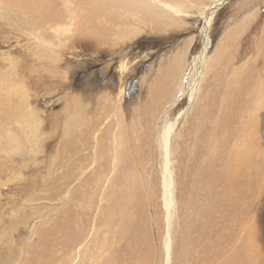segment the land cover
Wrapping results in <instances>:
<instances>
[{
	"label": "rangeland",
	"instance_id": "1",
	"mask_svg": "<svg viewBox=\"0 0 264 264\" xmlns=\"http://www.w3.org/2000/svg\"><path fill=\"white\" fill-rule=\"evenodd\" d=\"M58 2L61 12L76 8L66 0ZM182 5V12L189 9L191 13L152 23L126 22L140 28L131 37L140 40L124 45L129 41L125 38L112 46L100 45L95 36L77 30L82 22L69 13L54 19L31 18L0 0V264H111L113 251L123 247L124 258V245L131 243L130 234H123L130 217L135 222L132 240L146 254L145 264H220L225 248H217L223 247V241H228L227 254L240 245L238 253L251 233L257 254L255 259L247 257L264 264V104H260L264 50L259 45L264 34V0H221L210 25L209 56L224 45L229 31L245 27L238 58L224 63L227 71L221 83L216 72L204 74L193 106L185 93L176 104H165L153 121L147 105L152 104L150 94L158 72L172 68L169 60L184 52L187 44L185 68L189 69L202 48L197 3L182 0ZM129 15L122 12L118 18ZM113 27L116 32L118 25ZM234 70L242 71L241 82L231 79ZM122 71L125 84L120 92ZM186 76L179 79L181 84ZM228 81L230 93L221 98L222 85ZM171 84L167 89L164 84L163 94L166 89L169 96L166 93L160 103L177 93L169 91ZM165 108H169L167 124L185 110L171 134L175 176L171 215L165 210L162 191ZM252 113L258 115L256 171L260 175L255 190L241 202L236 227L222 222V212L212 207L216 200L207 194H221L214 193L199 174L205 158L201 151L206 148L193 147V139L223 115L227 134L237 137L250 128ZM76 116L81 123L74 126L70 120ZM199 121L202 127L195 126ZM123 149L130 166L120 160ZM209 155L212 160L220 153L215 149ZM129 169L131 174L124 176ZM117 190L125 198L118 199L115 208L110 201ZM207 206L212 207L211 213L201 212ZM111 209H116L114 216ZM110 224L117 227L116 233ZM202 247L208 259L201 255L199 263L195 255Z\"/></svg>",
	"mask_w": 264,
	"mask_h": 264
},
{
	"label": "bare ground",
	"instance_id": "2",
	"mask_svg": "<svg viewBox=\"0 0 264 264\" xmlns=\"http://www.w3.org/2000/svg\"><path fill=\"white\" fill-rule=\"evenodd\" d=\"M6 1L13 7V9L16 8L17 10H19V13H22L24 15H29L31 18H43V19L52 18L54 19L63 14L69 13L70 17H75V20L78 19L82 22L77 28V30L81 32L85 31L91 34L92 36H95L98 39L97 41H99L100 45L101 44L102 45L111 44L112 46H115L117 42H122L123 40H125V38L129 39V41L126 43H123L124 45H126L127 43L135 45L137 44L136 40H140V38L139 39L134 38L135 40L131 39L132 35L134 34L136 35L137 33H139L140 28L137 26L129 25L128 23L126 25L125 23L128 21H132V22L138 21L140 23H146V22L152 23L158 20L163 21V19L165 18H167V20H170L169 16L171 15L181 14V13H184V14L191 13L189 9L184 10L182 12V9H183L182 0H66L76 5V8H73V9L71 8L68 12L63 11L64 13L58 9V4L60 3L58 2L59 0H6ZM61 1L65 2V0H61ZM222 1H227V0H222ZM195 2L197 3L196 12L198 13L199 17L202 18V24H201L202 26L200 29V35L202 36V48L193 57V60L190 63L189 69L188 67L187 69L185 68L187 49L189 45L187 44L182 49L184 52H182L181 54L180 52H177V54H174V56H172L171 59L169 60V62H171L172 68L168 70L162 67V69L158 72L159 78L157 79V82L155 86L152 88L151 94H150V101L151 100L153 101H152V104L147 105L149 106L147 107V111L149 114L148 118L149 119L152 118L153 121L163 111L165 104H168V103L173 104V105L176 104V102L179 101L181 97L185 95V93L188 94L189 106H193L194 101L197 99L200 79L201 78L204 79L203 78L204 74L208 75L214 71L216 72L217 79L219 81L221 80V75L225 74L224 70L227 71V68L224 69V66L226 65L224 63L227 61H234L238 58L236 53L239 50V45H240L239 42L242 38L241 34L247 32V31L244 32L245 27H237L235 30L229 31V33L225 37V40L223 41L224 45H220L217 48L216 52L212 56H209V50L212 44L210 25L213 20L215 12L221 3V0H195ZM160 10H162V12ZM168 11H171V12H168ZM122 12L126 14H131V15H129L125 19H119L118 17H121ZM245 21H247V19ZM113 25H118V28H117L118 30L116 32H114L116 29L115 27H113ZM111 35H113L115 39L112 40ZM259 45L261 46L262 50H264V34L259 41ZM259 53H260V49H259ZM239 71H235V70L233 71L232 76H231V79L234 78L233 81L241 82L243 80L242 73H240L242 71L240 72ZM263 74H261L262 78L264 76ZM185 75H187L186 79L181 84L179 82V79ZM119 77H120V87L119 88L121 89L120 92H123V87L125 84L124 71H122L119 74ZM171 83L173 84V86H172V89L169 91H171L174 94L176 92L177 93L175 95L171 93L174 96V98L173 99L171 98L172 100H170L169 102L166 99V103L164 101L160 103L163 97L165 98V96L167 95L166 93L168 92H166V89H167L168 84L170 85ZM228 83L229 81L222 85L224 86V90H223V94L221 98H225L230 93V88L228 87ZM164 84L166 86V89L163 94ZM174 90H177V91L174 92ZM218 93H220V91H218ZM260 94L262 95V99H263V101H260V104L261 103L264 104V85L263 83H262V88L260 90ZM168 96H169V93H168ZM262 106L263 105H261L260 108ZM165 109L166 111L164 112L163 116H164V121L166 122V124L163 125V131H162V138H163L162 150H163V154L165 158V166L163 169V176H162V179H163L162 180V191H163V199L165 203L164 204L165 210L167 209V211L169 212V215H171L173 213L171 212L172 207L175 205V197H174V188H175L174 178L175 176L173 173L174 166L172 167V159H171V154H172V149H173L171 148V146L173 145L171 134H172V131L175 129L180 118L184 115L185 110L181 113L179 111L177 113L176 120L171 122V124H167L168 122L167 116L169 114V108L168 109L165 108ZM201 117L204 118V115H202ZM162 120H160V122ZM72 121H74L73 122L74 126H77L81 123V119L77 116L75 119L72 117L70 122ZM200 122L201 121H199L197 125L195 124V126L202 127L201 125L203 124L200 125ZM69 127H71V125ZM258 128H259L258 115L257 114L255 115L252 113V116L250 119V128L248 129L244 128L241 131V134L237 137H235V134L234 136L229 135L227 134L229 130L227 120H226L225 115H223L220 120L216 119L214 121L212 127L210 123L207 125L205 131L202 132V129L198 131V133L196 134L197 139L196 140L193 139V147L196 145L197 146L205 145V148H206V150L204 149L202 150L203 147L200 149V151L202 150L201 152L203 153V156H205V158H204L203 167L201 168L199 174L203 177H206V179L208 180L207 183L209 182L211 184L212 191L214 193L221 194V195L210 194L209 190H207L208 186H206L205 184L204 190H206L209 193L207 195L210 198H213L216 200V204H213L212 207H216L222 212V215L220 217L222 222H232L236 225V227L240 226V222H238V219H237V212H238V209L241 208L240 207L241 202H243L245 200V197H248L255 190L254 188L257 186V180H258L257 176L260 175L259 174L260 171L258 172L256 171L259 165V142L260 140L258 137ZM189 134H191V132H189L187 135ZM197 140H199V142ZM215 149L218 153H220V155L218 158H214L210 160L211 156L209 155V151H210V154H214ZM191 152L193 153V151ZM120 158H121L120 160L124 159L127 166L131 165V159L127 156V152L125 149H123L122 156ZM197 162L199 161L197 160ZM207 162H214V164H218V163L219 164L214 165L213 163H207ZM200 164H201V161H200ZM215 166L218 168L215 169ZM129 174H131L130 169L123 173L124 176L129 175ZM128 186L129 184L127 186H124L123 189H127ZM117 193H118L117 196L113 194L114 198H111V201H110L111 203H113L112 205H114L115 208L116 206L114 203L116 201H119L118 199L120 198L121 199L125 198L122 191L117 190ZM138 200L139 199H137V201ZM212 207L209 206L208 208L207 206L208 209L206 210L202 208L203 211L201 212L211 213ZM115 211L116 209H111L109 212L111 215H113ZM230 215H232V220L229 219ZM116 220L117 219L115 218L114 221ZM133 220H134V217H130L129 220L126 221V225H125L126 229L125 231H123L124 235L130 234L131 240H132V237H135L132 234L135 228V222H133ZM114 221L111 223H114ZM122 223L125 224V220ZM123 225L122 227L120 226L122 230L124 228ZM170 226L171 225L169 223L168 232H170ZM116 228L117 227L112 228L114 230V233H116V230H115ZM136 230L138 231V228ZM220 230H222L221 226L219 227L218 231ZM251 234L249 235L247 234L248 235L247 236L248 239L246 240L247 245H245L241 251H238V253H236V249H238L240 245L236 246L235 252L227 254L228 241H223V247L217 248L218 250H222L223 248H225V250L222 251V261L220 264H255L251 261V259L247 257V255H251L255 259L256 254H257V249L254 244V237ZM130 236H128V238ZM167 237H168V241L166 243L167 244V254L169 255L171 241L169 238L170 236L168 235ZM131 240H129L131 242L130 244L124 245V248H125L123 251L125 252L123 253L124 258H122V255H121V251L123 250V247L121 249H115L113 251V254H111V257H110L111 264H122V262L126 260L131 263L130 259L132 260V264H143V262L145 264L146 254L144 255V253H142L141 250H137L138 247L136 246L135 241L133 240L131 241ZM205 248L202 247L201 250L199 249L197 251V254L195 255V258L199 260V263L202 259L201 255L203 258H205V260L208 259L207 253L204 250ZM193 264H196V263H193Z\"/></svg>",
	"mask_w": 264,
	"mask_h": 264
}]
</instances>
